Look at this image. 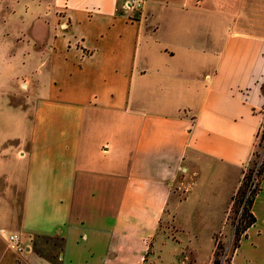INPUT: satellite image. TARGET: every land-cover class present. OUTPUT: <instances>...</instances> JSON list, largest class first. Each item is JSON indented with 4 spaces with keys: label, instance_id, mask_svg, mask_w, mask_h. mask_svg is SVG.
<instances>
[{
    "label": "crops",
    "instance_id": "1",
    "mask_svg": "<svg viewBox=\"0 0 264 264\" xmlns=\"http://www.w3.org/2000/svg\"><path fill=\"white\" fill-rule=\"evenodd\" d=\"M32 1L29 20L19 4L0 19L4 73L32 77L26 102L12 104L13 89L0 99V149L15 141L6 160L22 164L0 168L21 190L17 209L0 196V222L24 243L17 264H146L173 185L187 189L177 219L200 201V156L224 164L214 180L231 183L210 192L223 194L221 215L240 183L264 115V0L222 10L214 0H145L139 14L127 0ZM263 195L264 172L255 222L230 264H264V242L249 235L264 240ZM47 240L58 242L54 258Z\"/></svg>",
    "mask_w": 264,
    "mask_h": 264
},
{
    "label": "rangeland",
    "instance_id": "2",
    "mask_svg": "<svg viewBox=\"0 0 264 264\" xmlns=\"http://www.w3.org/2000/svg\"><path fill=\"white\" fill-rule=\"evenodd\" d=\"M161 1L165 2V0ZM233 1L234 0H214V5L222 10V7L224 5L232 3ZM16 4H19L22 8L24 5L29 6L28 12H24L25 19L29 20L33 11L32 5L34 4V1L32 0H0V19L4 18L7 15V12L4 10V6ZM204 4H206V2H204ZM9 18L12 17L9 16ZM219 20L220 18L217 15L216 30L217 32H219L220 30L223 35V32L229 29V26L226 23L228 21L222 24ZM60 28L65 29L66 22H63V24L60 25ZM196 36L200 39L204 37V27L202 24L198 26ZM31 78L32 77L22 76L9 77L4 73L2 61L0 59V99L3 90L5 91L7 89H13L12 91L8 92L10 93L11 103L23 104L24 102H26L25 100L29 97V95L32 94V83L30 80ZM9 122L8 124H10ZM8 129L9 128L7 127V130ZM14 142L15 141L10 140L9 142L5 143L2 149H0V153L2 152L4 155L3 159H5V161L0 164L1 171H11L13 169L22 167V164H19L18 162H14L9 159L6 160L7 157H9L8 154H5L6 148L14 145ZM257 143L258 139H256L255 145L253 147V155H250L249 159L242 169V175L247 170H254L255 167L260 164V159L264 151V144L261 142L260 145L257 146ZM197 163L201 168V171L199 172L197 177V183L202 189V197L200 198V201L198 203L194 202L193 200L187 201L183 206L180 207V211L184 210L186 212L184 216H181L184 218L182 220L177 219V216L175 214V202L181 200L185 196V192L187 191V189L182 184L173 185V187L171 188L169 200L167 202V207L163 213L162 219L159 221L157 232L153 239L154 241L152 242L151 248H149L147 251L148 253H150V255L148 256L146 264H193L192 262L194 260V257L192 253L186 250L181 251V249L185 245L188 246L189 243L192 245V247L195 248V250H197V261L199 262V264H207L210 257L211 260H213V252L215 253L218 264H230V258L233 254V228L234 223L236 222V218L238 217V212H236L235 207L232 206V203L229 200V202L224 206L222 211L223 213L221 215L220 200L223 197V194H210V192L213 191V187L218 183L222 182L221 186L217 185V187L220 186V188L228 184L224 181H221V179L219 181L214 180L217 177L218 173L221 172L219 177L224 175L225 167L224 164L219 163L208 156H200ZM204 165H206L208 168L206 169ZM213 168H216L218 171L215 173H211L209 169L213 171ZM222 168L224 171H222ZM2 174L3 173H0V196H5L7 199L13 196V200L15 202L14 207L15 209H17L18 201L20 200L21 196V190L17 187H9L10 185H8L7 183V173H5V176ZM239 184L236 186L229 199L233 197ZM254 184L255 180H251L247 184L244 193L245 196L250 193L251 189H253ZM228 185H231V183ZM194 197L195 195L193 196V198ZM208 198L209 202L206 205L205 203L203 204V200H206ZM257 224L264 226L263 215H259L257 217ZM183 228L187 230L188 234L182 236L179 231L183 232ZM8 231L9 228L7 227V224L4 222H0V264H17L18 255H22V253L25 252L23 251L22 253H18L13 249L7 247L5 239L8 236ZM213 235L215 249L212 240ZM249 235L252 239L257 240L256 243H261V246H263L262 244L264 240L260 237H256L254 231H250ZM175 241L179 243L177 244V242ZM45 245V249L41 248L44 252V255H46V257L54 258V256H56L58 252V242L56 240H47ZM244 245L247 246L248 243L246 242ZM171 250H176L178 252L177 254H175L173 251L170 252ZM171 254L172 256H170Z\"/></svg>",
    "mask_w": 264,
    "mask_h": 264
},
{
    "label": "trees",
    "instance_id": "3",
    "mask_svg": "<svg viewBox=\"0 0 264 264\" xmlns=\"http://www.w3.org/2000/svg\"><path fill=\"white\" fill-rule=\"evenodd\" d=\"M256 139H258L257 146H259L261 142L264 144V115H263V120L260 123L259 130L256 134ZM251 154L253 155V153ZM263 172H264V151L260 159V164H258L254 170H247L243 173L240 184L235 194L230 199L232 206H234L236 212H238V217L236 218V222L234 223V228H233V250L237 247L239 241L245 236L246 230L250 226H252L253 223L255 222V219L250 212V206L253 197L258 191V185ZM251 180H255V184L253 186V189H251L250 193L245 196L244 194L245 188ZM212 240L215 249L214 235L212 237ZM58 250H59V245H58ZM212 264H218L214 252H213Z\"/></svg>",
    "mask_w": 264,
    "mask_h": 264
},
{
    "label": "built area",
    "instance_id": "4",
    "mask_svg": "<svg viewBox=\"0 0 264 264\" xmlns=\"http://www.w3.org/2000/svg\"><path fill=\"white\" fill-rule=\"evenodd\" d=\"M145 0H127L126 10L130 13H141ZM8 246L18 253H22L25 247L22 245V240L19 234L11 233L7 236Z\"/></svg>",
    "mask_w": 264,
    "mask_h": 264
}]
</instances>
